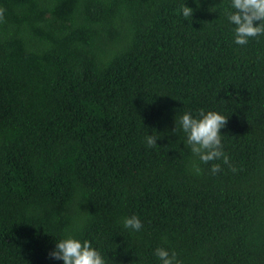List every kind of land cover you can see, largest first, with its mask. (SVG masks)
Wrapping results in <instances>:
<instances>
[{
	"label": "trees",
	"instance_id": "1",
	"mask_svg": "<svg viewBox=\"0 0 264 264\" xmlns=\"http://www.w3.org/2000/svg\"><path fill=\"white\" fill-rule=\"evenodd\" d=\"M227 4L0 0V264H62L68 233L109 264H264V35L235 44ZM200 109L227 164L172 131Z\"/></svg>",
	"mask_w": 264,
	"mask_h": 264
},
{
	"label": "clouds",
	"instance_id": "2",
	"mask_svg": "<svg viewBox=\"0 0 264 264\" xmlns=\"http://www.w3.org/2000/svg\"><path fill=\"white\" fill-rule=\"evenodd\" d=\"M179 11L184 17L192 18L194 9L185 3ZM224 14L232 26L235 44L246 45L251 38L264 35V0H228ZM174 119L175 127L172 131L175 133L177 125L179 126L185 134L184 146L192 155L205 163L221 158L224 163L229 162V157L223 151L220 131L228 118L220 111L200 109L196 115L191 111H184L178 116L176 114ZM158 138L159 135L148 132L145 141L151 147L157 145ZM194 168L197 172L200 171L198 165H194ZM219 170L220 164L211 166L213 173ZM123 227L133 232L140 231L142 221L135 214L125 216ZM49 255L54 260L62 261V264H109V259L90 240H82L72 233L55 240ZM154 255L160 264H181L175 250L158 246L154 249Z\"/></svg>",
	"mask_w": 264,
	"mask_h": 264
}]
</instances>
